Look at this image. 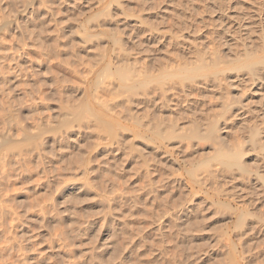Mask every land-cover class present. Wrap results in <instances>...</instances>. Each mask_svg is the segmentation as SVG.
Here are the masks:
<instances>
[{"label":"rangeland","instance_id":"374dc122","mask_svg":"<svg viewBox=\"0 0 264 264\" xmlns=\"http://www.w3.org/2000/svg\"><path fill=\"white\" fill-rule=\"evenodd\" d=\"M0 264H264V0H0Z\"/></svg>","mask_w":264,"mask_h":264}]
</instances>
